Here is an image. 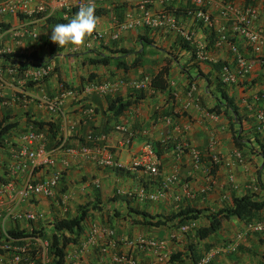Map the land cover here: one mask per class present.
<instances>
[{
  "label": "crops",
  "instance_id": "1",
  "mask_svg": "<svg viewBox=\"0 0 264 264\" xmlns=\"http://www.w3.org/2000/svg\"><path fill=\"white\" fill-rule=\"evenodd\" d=\"M20 1L22 0H13L15 3ZM33 1L46 5L49 2ZM76 1L78 0H66L70 5L69 9L50 6L38 16L6 14L0 17L1 27L23 26L27 30L26 34L18 37L1 34L0 49L16 55L33 52L39 61L49 64L52 70L38 88L30 90L22 88L20 81L8 74L7 70H0V120L7 115L8 121H16L19 129L27 124V118L57 123L60 135L67 134V142L73 148L80 145L88 132H99L102 129L107 131L104 146L120 168L98 167L84 158L67 157L58 152L54 154V167L62 172L64 181L58 186L63 188L67 185L73 191L68 194L63 192L60 200L59 197L57 199L60 204L69 203L76 207L92 205L98 200L96 203L101 208L99 212L93 213L94 217L86 220L81 236L91 224L112 230L115 241L107 249L106 261H109L111 253H116L133 259L136 264H167L171 253L181 251L189 240L195 239L193 228L207 225L204 216L226 207L231 196L254 194L258 198L264 197V167L260 156L248 153L246 149L239 151L233 143L226 118L207 112L214 105V96L217 94L215 86L218 74L212 64L230 60L227 46L214 47V35L208 28L204 31L194 22L185 13L183 4L148 0L147 10L151 14L166 11L185 31L192 34L194 42L203 45L208 43L211 46L208 53L213 63L198 62V69L208 82L197 81L200 100L197 105L188 103L185 106L186 77L182 69H190L191 65L186 62L188 53L179 49L180 38L174 32L134 27L120 32L114 40L109 37V33L115 23L127 22L139 16L138 0H99L82 3L80 6L75 5ZM233 3L243 6L241 0ZM254 7L259 14L256 26L264 31V2H257ZM211 16L214 24L220 23L215 12L211 11ZM92 25L103 34L100 40L91 39L89 27ZM235 43L242 55L254 64L246 77L234 85L225 86L238 113L247 117L241 125L242 135L247 137L254 124L256 102L253 101V96L264 84V54L256 57L243 40ZM49 47L54 48V51ZM98 56L114 58L106 65L90 63V60ZM117 60L120 61L119 65ZM134 60L136 65L124 70L122 65L126 66ZM159 71H162L165 89H151L148 87L149 80ZM194 71L195 69H191L190 74L193 75ZM138 79H146L148 82L145 89L139 90L141 93L132 88V83ZM103 83H112L115 87L105 94L93 90L84 91L86 86ZM68 89L77 90L79 97L62 99L63 120L58 115L47 112L36 101L31 102V99L41 95L50 98ZM139 95L141 97L134 101ZM12 97L16 98L15 102L11 101ZM114 99L130 100L131 104L116 119H110L108 104ZM83 107L93 109L94 115L90 119L81 114L80 108ZM107 119L109 123L105 124ZM114 123L128 128L131 133L128 144H124L125 135L113 131ZM18 135L12 140L18 142ZM210 142H213L212 147L209 146ZM173 144L185 145L186 148L198 151L203 158L212 160L216 157L217 160L210 165L196 166L186 151L176 155ZM145 145L156 146L159 152L158 167L162 174L175 173L177 176V183L153 201L139 199L137 193L153 191L158 186L159 179H151L141 171L124 168L133 154ZM234 152L242 154L240 164L232 161ZM12 166L9 151L0 148V222L8 207L19 212L39 211L44 215L43 219H48V226H41L48 231L49 223L56 219L55 215L61 213L58 201H53L55 196L49 199L37 196L27 201L28 203L17 204L12 197L13 192L5 191L2 185L12 180L19 187L25 179L38 181L46 177L49 171L27 168L22 172L11 173ZM5 178L8 180L4 181ZM184 184L191 196L185 195ZM125 192H129L131 196H125ZM185 208L200 213L196 220H191L194 227L184 233L179 231L180 226H171V222L158 227H142L128 222V219H139L135 212L146 213L147 217H161ZM113 209L124 218H113L110 224L106 219L110 218ZM16 223L6 220V229L24 230L21 222ZM256 223H264V209L259 220L249 225ZM249 225L236 217L223 222L217 232L198 242L201 255L217 249L219 253L209 264H257L259 257L264 254V230L254 232ZM136 238L164 241V248L154 251L146 247H129L127 240ZM106 243L107 239L102 238L100 244ZM99 255L98 249H95L88 259H82V263L96 264Z\"/></svg>",
  "mask_w": 264,
  "mask_h": 264
},
{
  "label": "built area",
  "instance_id": "2",
  "mask_svg": "<svg viewBox=\"0 0 264 264\" xmlns=\"http://www.w3.org/2000/svg\"><path fill=\"white\" fill-rule=\"evenodd\" d=\"M46 4L38 2L34 3L33 0H22L20 2H13V0H0V17L6 14L14 16L19 15H42L46 8L52 6V8L69 9L70 5L66 0H48ZM99 0H78L75 5L80 6L82 3H93ZM33 2V3H32ZM162 3L170 4L177 3L183 5H190L185 12L192 18L194 22L200 24V27L204 30H210V33L214 35L213 46L220 47L222 45L227 46L230 60L223 61L218 70V82L224 86H230L236 84L240 79L246 77L253 68V62L247 59L239 51L235 42L243 40L249 47L252 54L256 57L264 54V31L256 26V22L259 19L258 11L255 7L251 6H239L233 2H227L224 0H161ZM148 0H138L139 16L134 19H130L127 22H117L114 24L113 30L109 33L111 39H117L118 35L122 31L130 30L134 27H146L153 30H168L175 33L182 41L189 45H192L194 49L195 59L198 62H210L213 63L212 58L208 51L205 50V45L194 42L191 33L185 31L176 20L168 14L166 11H161L156 14H151L147 10ZM211 11L215 12L218 24H214V20L211 16ZM90 37L93 40H100L103 34L96 30L92 25L89 27ZM27 33L25 27H1V34H10L13 37L23 36ZM88 46L87 44L85 45ZM7 51L1 50L0 53ZM51 72V66L38 65L25 71L21 79H18L20 83H24L26 80L34 81L41 79L43 76H48ZM7 73L14 75L13 69H7ZM146 79H138L132 83V88L136 91L145 89L147 87ZM115 87L112 83H103L101 85H89L86 86L84 91H97L101 94H105L111 91ZM196 86L191 84L188 86L185 97L188 103L199 102V96L196 93ZM70 97L76 99L79 97V92L75 89L65 90L53 97L39 96L31 99V102L36 101L47 112L56 114L60 117V120L64 119V115L61 111L62 99ZM12 102L16 101L15 97H12ZM254 102L264 103V84L261 85L257 94L253 96ZM81 114L90 119L94 115V111L91 107H83ZM253 121L256 132L261 139V146L264 149V107H256L253 111ZM72 127L70 126L69 129ZM114 132L126 136L124 144H128L131 133L125 125L114 123L112 125ZM61 143L56 149L46 150L44 136L40 131H36L32 126L28 125L25 130L17 137L20 143L16 149L9 151L13 166L10 168L11 173L22 172L27 168L31 170H46L49 171L48 175L38 181L33 179H25L19 187H16L12 180L4 183L2 188L5 191L13 192V197L16 203L20 204L33 199L34 197L41 196L49 199L54 197L55 190L62 179V172L55 169L54 154L61 153L67 157H81L89 162L94 163L98 167L106 168H120V165L112 158L107 148L106 135L98 134L91 135L88 132L77 148L65 147L68 139L67 134L60 135ZM87 143H92L91 146H87ZM213 142L209 143L212 147ZM185 149V150H184ZM186 151L190 156L194 165H198L199 153L193 148L185 147V145H177L175 148L176 155L182 154ZM232 161L237 164L242 162V157L239 152L232 154ZM217 158L213 157L212 162ZM65 166V163H63ZM131 171H141L151 179H159L158 186L151 192L139 191L137 197L142 200L153 201L160 198L170 186L177 183V176L175 173L162 174L158 167V159L151 145H145L140 151L133 154L127 165L124 167ZM184 190L186 196H191L187 191L186 184H184ZM125 196H131L129 192L123 193ZM65 198V196H64ZM177 199V198H176ZM15 205V204H14ZM13 205V206H14ZM44 215L39 211H16L13 207H8L1 217L0 222V234L4 237V241L0 242V250L3 251L4 257L0 256V264H18L19 256L14 255L11 258L6 256V252L10 249H14L17 252H21L23 249L14 247L15 240L7 236L5 231V221L16 222H37L43 219ZM194 227V223L191 221L187 225L179 227V231L184 233ZM249 228L254 231H263L264 223H256L249 225ZM114 232L108 228H102L95 224H91L85 231V233L79 238L77 243L68 244L65 248V257L63 264H83L82 259H88L95 249H98L100 254L96 264H136L131 258L125 256H119L116 253H111L109 261H106L105 256L107 249L110 245L114 244L115 237ZM102 238L107 239L105 245H101ZM27 241H31V244L35 246L37 250V256L41 264H48L49 258L46 256L47 243L40 238H29ZM129 247L138 248L146 247L152 250H162L164 248V241L159 240H145L142 238H136L135 240H127ZM217 249L205 252L200 256L196 264H209L212 258L218 254ZM4 259V260H3ZM5 261V262H3Z\"/></svg>",
  "mask_w": 264,
  "mask_h": 264
},
{
  "label": "trees",
  "instance_id": "3",
  "mask_svg": "<svg viewBox=\"0 0 264 264\" xmlns=\"http://www.w3.org/2000/svg\"><path fill=\"white\" fill-rule=\"evenodd\" d=\"M227 2H233L235 0H224ZM264 2V0H241L243 6H251L254 7L257 2ZM191 7L190 5H184V11ZM200 26V24L198 23ZM206 29H204L205 31ZM212 35V34H211ZM146 44H149L145 42ZM178 46L180 50H184L188 53V57L186 62L191 65L190 69L186 70L182 69V73L185 75V89L187 90L188 86L194 84L196 86V93L198 94L197 81H204V83L208 82V79L201 74L198 69V61L195 59L194 49L187 44L186 42L179 39ZM205 50L208 51L211 46L210 44H205ZM51 51H54V48L49 47ZM119 52H125L124 50H119ZM114 57L109 56H98L92 60L90 63L96 65H106L111 59ZM119 59V58H117ZM118 65L120 61L117 60ZM136 60L132 61L128 65H122L125 69L132 68L136 65ZM209 63V62H206ZM224 64L223 62L216 61L212 64V68L218 74V70L220 66ZM38 65H47V63L39 61L36 55L32 52L30 54H13V53H0V70L13 69L14 76L18 79L22 78V75L26 70L36 67ZM195 69L194 74H190V70ZM52 72V70H51ZM46 76L41 77V79H37L34 81L26 80L21 84V87L24 89H33L38 88L39 85L44 82ZM165 83L162 80V71H159L156 75H154L150 80L148 87L151 89L164 90ZM216 95L214 96L215 103L212 107L207 109V112L213 113L216 116H222L227 120L228 129L231 131L232 140L235 147L241 151L242 149H246L248 153L257 154L260 156L262 160V167H264V149L261 146V139L258 133L255 130L254 124L251 126L249 130V135L244 137L242 135L241 125L246 120V115H240L234 105V100L228 96L226 92V88L224 85H221L219 82L216 83L215 86ZM141 93V91H139ZM134 98V101L136 98ZM200 100V97H199ZM108 104V110L111 113L110 119H116L123 110H125L130 104V100L121 101L119 99H114ZM255 107H264L263 102H256ZM169 113H165L168 115ZM9 117L4 115L0 120V148L10 151L12 149H16L19 142H15L12 139L16 134L22 133L25 128L30 125L36 131H41L45 136V148L46 150L56 149L60 143V133L59 126L57 123H53L50 121H35L27 118V124H25L21 129L18 128V123L16 121H8ZM105 124L109 123V119H107ZM17 132V133H15ZM108 132L105 130H101L99 132L92 130L90 131L91 135L98 134H107ZM84 140V139H83ZM80 142V144H82ZM92 143H87V146H91ZM65 147L73 148L71 145L64 143ZM173 148H176V145H172ZM153 147V146H152ZM153 150L156 156L159 155V152L156 149V146L153 147ZM10 154V153H9ZM241 154V153H240ZM242 157V154H241ZM158 159V157H157ZM243 159V157H242ZM212 161L207 157L203 158L201 154L198 157V165H210ZM8 180L7 178L4 181ZM61 182V181H60ZM61 188V190H63ZM97 198V197H96ZM97 200V199H96ZM98 203V200L96 201ZM92 205H80L75 208V212L73 216H68L66 218H59L52 220L50 224V229L48 231L44 230L42 227L40 229H34L33 227H29L28 230H21L18 228H10L5 231L7 236L15 240L14 247L22 248L21 252H17L14 249H10L6 252V256L8 258L13 257L14 255L19 256L18 264H41L39 258L37 256V250L35 246L31 244V241H27V239L35 237L44 240L47 243L46 256L49 258L48 264H63L65 257V248L68 244L77 243L81 234L83 233L84 228L86 227L85 223L88 218L94 217V212H99L100 206L97 203ZM264 209V197L258 198L254 194H243L240 196H231L229 203L226 207L218 209L216 211L208 212L204 218L207 221V225L203 227H195L193 228L194 232V240H189L181 249V251H177L171 253L168 257L167 264H196L198 259L201 256L200 246L198 242L200 240H204L210 235L217 232L221 224L223 222L228 221L232 217H236L239 221H242L244 224L249 225L253 221H258L260 217V213ZM200 212L194 209H178L176 212H172L167 216L161 217H147L146 213L135 212L139 219H128V222L131 225H140L142 227H158L164 225L167 222H171V226H182L188 221L196 220L198 214ZM111 218V219H110ZM110 218L106 219V222L109 223L113 218H124L121 216L119 212L112 210L110 214ZM101 221V219H100ZM112 222H110L111 224ZM109 228H114V226H108ZM4 241V237L0 234V242ZM208 245L205 247V249ZM208 249V248H207ZM206 249V250H207ZM4 252L0 250V255ZM257 264H264V254L259 257Z\"/></svg>",
  "mask_w": 264,
  "mask_h": 264
},
{
  "label": "rangeland",
  "instance_id": "4",
  "mask_svg": "<svg viewBox=\"0 0 264 264\" xmlns=\"http://www.w3.org/2000/svg\"><path fill=\"white\" fill-rule=\"evenodd\" d=\"M247 46V45H246ZM64 175V174H63ZM63 179V177H62ZM61 179V180H62ZM64 182L63 180L61 181V183ZM72 182L70 181L69 184H71ZM64 185V184H63ZM60 186V185H59ZM57 187L56 190H55V197L53 199V201L57 202L58 201V205L61 209V213L58 214V215H55L56 219L57 218H66L72 214H74L75 212V208L76 206H74L73 204H60V197H62V193L63 192H66V194L70 193L71 191L73 190H70L69 186L67 187V185H64V189L61 190V187ZM75 194V193H73ZM79 195L81 196V194L79 193ZM12 197H13V194H12ZM57 197H59V200L57 199ZM29 201V200H28ZM27 202V201H25ZM28 203V202H27ZM63 205V206H61ZM83 206V205H82ZM64 209V210H63ZM53 220V219H52ZM18 225V223H16ZM43 225L46 227L48 226V219H42L41 221H37V222H21V226H23V229L26 230V229H29V227H34V228H39V227H43ZM5 229L7 228V225L4 223V226H3ZM0 256H5L4 254H1Z\"/></svg>",
  "mask_w": 264,
  "mask_h": 264
},
{
  "label": "clouds",
  "instance_id": "5",
  "mask_svg": "<svg viewBox=\"0 0 264 264\" xmlns=\"http://www.w3.org/2000/svg\"><path fill=\"white\" fill-rule=\"evenodd\" d=\"M217 80H218V77H217Z\"/></svg>",
  "mask_w": 264,
  "mask_h": 264
}]
</instances>
